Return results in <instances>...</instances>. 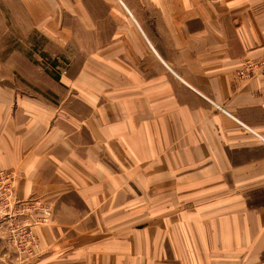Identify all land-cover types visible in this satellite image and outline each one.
Listing matches in <instances>:
<instances>
[{"label":"crops","instance_id":"obj_1","mask_svg":"<svg viewBox=\"0 0 264 264\" xmlns=\"http://www.w3.org/2000/svg\"><path fill=\"white\" fill-rule=\"evenodd\" d=\"M56 1L77 8L51 34L75 40L76 93L17 111L0 92L19 204L0 214V264L263 259L264 0ZM24 225L33 254H10Z\"/></svg>","mask_w":264,"mask_h":264},{"label":"rangeland","instance_id":"obj_2","mask_svg":"<svg viewBox=\"0 0 264 264\" xmlns=\"http://www.w3.org/2000/svg\"><path fill=\"white\" fill-rule=\"evenodd\" d=\"M76 13L77 8L59 6L56 0H0V92L3 95L5 90L12 93L14 110H21L22 102L30 101L29 98H43L45 104L60 106L64 98L69 100L76 93L68 80L79 73L75 70L80 66L79 56L74 54L75 40L51 35L63 27L59 24V18L65 21L64 25L78 26ZM0 122L3 129V117ZM17 179L15 174L0 172V214L4 209L14 210L19 205L14 198ZM23 206L26 211L28 206L25 203ZM25 214L21 213L22 216ZM7 217L12 220L16 216ZM43 219H35L31 226L48 224L50 221ZM19 225L21 223L15 226ZM30 228L24 225L11 231L17 242L23 237L24 243L23 247L17 243L10 254L19 255L25 250L33 254L36 245ZM26 231L31 233V239L26 237ZM193 249L188 257L194 258V261L187 264H228L213 262L211 248H205V252H202L205 262L196 258ZM235 264H264V258H260L257 248L247 260L243 254L238 255Z\"/></svg>","mask_w":264,"mask_h":264},{"label":"built area","instance_id":"obj_3","mask_svg":"<svg viewBox=\"0 0 264 264\" xmlns=\"http://www.w3.org/2000/svg\"><path fill=\"white\" fill-rule=\"evenodd\" d=\"M253 67H254V66H252L251 64L243 65V66L240 68V70L238 71V77L243 78V77L247 76L248 74H250V73L253 71ZM43 220H44V221H48L47 218H44ZM25 235H26V237H27L28 239H31V238H32V237H31V233H29V232H27V231L25 232Z\"/></svg>","mask_w":264,"mask_h":264}]
</instances>
